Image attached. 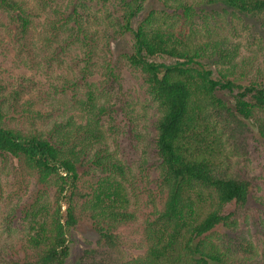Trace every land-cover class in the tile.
<instances>
[{
	"label": "trees",
	"instance_id": "trees-1",
	"mask_svg": "<svg viewBox=\"0 0 264 264\" xmlns=\"http://www.w3.org/2000/svg\"><path fill=\"white\" fill-rule=\"evenodd\" d=\"M143 1L124 0L125 28L132 30V19ZM218 1L236 13H264V0ZM178 7L186 18L176 8L173 15L165 12L159 16L151 11L144 17L134 30L135 51L127 56L140 74L157 115V186L164 195L162 207L143 222L138 244L143 253L139 255L124 253L118 232L136 220L130 210L122 162L106 148L93 153L78 149L80 126L71 119L54 122L49 129L13 127L7 120L11 106L6 101L10 99L5 98V87L0 83V152L24 162L40 184L25 208L28 248L12 264H66L71 252L69 235L85 217L96 233V245L87 248L77 264L234 263L233 248L239 245L228 233L219 232L218 226L234 230L236 220H231L233 213H225V208L233 202L244 205L251 182L230 170L224 123L232 117L239 123L252 121L264 139V85L258 81L238 83L233 67H208L203 60L215 56L231 64L233 52L220 41L197 39V30L191 28L193 7L184 0H179ZM0 10L16 22L20 38L25 40L34 21L28 0H0ZM156 55L175 61L151 60ZM224 91L235 93L233 108L223 97ZM19 93L16 90L10 97L18 101ZM95 101L89 97L92 115L87 124L93 122L96 131L91 133L100 139L99 118L104 107ZM24 112L30 119L43 118L35 102H30ZM97 172L100 175L95 181L90 178L82 182ZM48 187L55 188L53 199Z\"/></svg>",
	"mask_w": 264,
	"mask_h": 264
},
{
	"label": "rangeland",
	"instance_id": "rangeland-1",
	"mask_svg": "<svg viewBox=\"0 0 264 264\" xmlns=\"http://www.w3.org/2000/svg\"><path fill=\"white\" fill-rule=\"evenodd\" d=\"M184 1L193 7L191 28L197 30V39L220 41L233 52L231 64L223 63L219 56L203 62L214 70L233 67L238 83L258 81L264 85V13H236L218 0ZM178 5L179 0H144L130 30L122 20L124 0H28L34 21L25 40L20 38L16 22L0 10V83L11 106L7 120L13 127L33 130L49 129L54 122L71 119L80 126L78 149L93 153L106 148L117 156L126 171L130 210L136 214L135 221L118 230L124 253L131 256L143 253L138 248L143 222L162 207L164 195L157 186V115L127 56L135 51L134 30L141 20L151 11L159 16L165 12L173 15L175 8L185 17ZM151 60L171 63L175 58L156 55ZM16 90L20 92L18 101L10 97ZM222 95L233 108L235 93L224 91ZM90 96L104 107L99 118L100 139L91 133L96 131L93 122L87 124L92 115ZM30 102H35L43 118L30 119L24 112ZM224 140L230 170L251 185L244 205L233 202L225 208V213H233L231 220H236L234 230L220 225L218 231L228 233L239 245L233 248V264H264V139L252 121L239 123L232 117L224 123ZM98 173L85 176L82 182L95 181ZM39 186L37 175L24 162L0 152V264H12L28 248L25 208ZM47 190L53 199L55 188ZM96 239L83 218L69 235L71 252L66 264H77L87 248L95 247Z\"/></svg>",
	"mask_w": 264,
	"mask_h": 264
}]
</instances>
